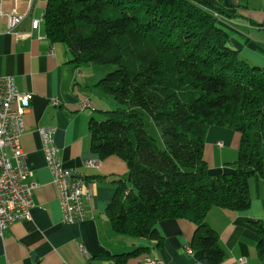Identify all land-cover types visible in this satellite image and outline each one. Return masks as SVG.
<instances>
[{
    "label": "trees",
    "instance_id": "trees-1",
    "mask_svg": "<svg viewBox=\"0 0 264 264\" xmlns=\"http://www.w3.org/2000/svg\"><path fill=\"white\" fill-rule=\"evenodd\" d=\"M225 5L49 0L44 13L48 37L67 48L76 68L116 66L95 87L121 107L89 122L93 155L118 156L129 169L106 208L113 228L163 245L160 221L191 220L197 226L191 245L203 252L199 264L225 258L220 236L207 221L211 208L249 209L250 180L264 174V67L244 58L220 26V18L230 15ZM143 112L160 130L162 144ZM212 125L241 135L235 169L217 176L205 159ZM252 223L264 264V220ZM145 251L121 255L120 263Z\"/></svg>",
    "mask_w": 264,
    "mask_h": 264
},
{
    "label": "crops",
    "instance_id": "crops-1",
    "mask_svg": "<svg viewBox=\"0 0 264 264\" xmlns=\"http://www.w3.org/2000/svg\"><path fill=\"white\" fill-rule=\"evenodd\" d=\"M48 1L4 0V13L0 16V76H14L19 89L32 95L21 142L34 173L32 181L37 185L31 216L15 222L0 236V264H121L125 259L121 255L143 247L148 251L130 255L125 264H146L147 257L160 258L161 264H199L203 252L191 245L197 228L191 220L160 221L157 228L164 238L163 245L120 234L113 228L106 208L117 192V181L126 178L129 169L118 156L99 160L92 153L89 122L99 109L93 95L99 96L95 84L104 74L93 64L76 68L67 48L51 41L44 22ZM232 3L230 15L222 16L219 23L231 33L233 45L250 63L253 59L264 67V36L256 31L264 29V16H256L259 21L254 19L248 8L250 0L245 5L242 0ZM262 4L263 0L260 8ZM14 10L25 15L15 31L29 34L26 40L18 41L10 32L8 13ZM240 12L249 23L235 18ZM79 70L82 76H78ZM55 98L58 104L53 103ZM87 99L92 107L82 109L81 102ZM45 126L56 128L54 139L64 167L76 169L91 192L86 202L88 218L82 222L63 220L39 131ZM234 132L227 126L209 128L205 159L212 176L233 170L230 164L236 160L241 139L240 133ZM91 158L100 161L99 165L88 166L86 160ZM250 192L249 209L236 211L214 206L207 216L224 249L221 264H239L242 257L249 264H263L257 252L259 236L252 221L264 220V174L250 180ZM189 247L192 253L188 252Z\"/></svg>",
    "mask_w": 264,
    "mask_h": 264
},
{
    "label": "built area",
    "instance_id": "built-area-1",
    "mask_svg": "<svg viewBox=\"0 0 264 264\" xmlns=\"http://www.w3.org/2000/svg\"><path fill=\"white\" fill-rule=\"evenodd\" d=\"M4 0H0V16L4 13ZM264 10V6H263ZM25 15L16 10L8 13L10 32L18 41L26 40L30 35L15 31ZM83 73L79 70L78 76ZM32 95L19 89L12 75L0 76V236L17 221L31 216L34 206L36 183L32 181L34 173L28 164L27 154L22 147V136L26 132L25 115L31 109ZM58 104V100H53ZM90 100H83L81 108H91ZM47 164L52 173V182L58 193L63 220L67 223H79L88 218L86 202L91 192L84 177L76 170L65 168L60 149L55 143L56 128L45 126L39 129ZM100 161L87 159L88 166H98ZM192 253L193 250H188ZM146 264H161L160 258L147 257ZM239 264H249L242 257Z\"/></svg>",
    "mask_w": 264,
    "mask_h": 264
},
{
    "label": "rangeland",
    "instance_id": "rangeland-1",
    "mask_svg": "<svg viewBox=\"0 0 264 264\" xmlns=\"http://www.w3.org/2000/svg\"><path fill=\"white\" fill-rule=\"evenodd\" d=\"M212 1V3H214V4H216V5H224V4H226V2H221L220 0H211ZM248 1L249 0H242V2L244 3V5H245V3L247 4L248 3ZM260 1L261 0H250V4H249V9H250V13H254L253 15H254V19L256 20V21H259V19H258V17H256V16H258V15H262V16H264V10H263V6H264V0H263V4H262V8H260ZM226 6V5H225ZM224 6V7H225ZM254 7L256 8V9H254ZM225 9L226 10H230L231 9V7H228V6H226L225 7ZM241 14H238L239 16H235V18H237L238 20H242V19H244L241 15H242V12H240ZM250 16V15H249ZM251 17V16H250ZM260 19H262L261 17H260ZM245 21H247L248 23H249V20L248 19H244ZM220 24V26L222 27V28H224V29H226V27L225 26H223V24L222 23H219ZM257 32H260V33H262V35L264 36V29H262V30H256ZM234 46V45H233ZM234 47H236V46H234ZM244 57V56H243ZM244 58H246V57H244ZM251 64L252 65H259L256 61H254L253 59L251 60ZM94 65V67H95V69L96 70H98L100 73H103L104 75L102 76V77H104L108 72H111V71H113V70H115L116 69V66L115 65H105V66H102V65H95V64H93ZM260 66V65H259ZM101 77V78H102ZM100 78V79H101ZM100 79H98V80H96V82H98ZM97 88V87H96ZM98 90V92L97 93H99V96H96V95H93V99H94V101H95V103L97 104V106H98V104H99V109H98V112H97V114H96V116H103V117H101V118H105L104 116V114H102V111H107V110H115V109H117V108H119V107H121V105H120V103L115 99V98H113L112 96H106V95H104L103 93H102V91L99 89V88H97ZM102 96V99L100 98ZM144 113V115H145V118H146V121H147V126H148V128H149V130H150V132L152 133V135H154L159 141H160V143H161V133H160V130L157 128V126L153 123V122H151L152 120L150 119V116H149V114L147 113V112H143ZM234 133H237L236 131L234 132ZM162 144V143H161ZM237 151H238V154H239V149L237 148ZM237 158H238V155H237V157H236V160H237ZM236 160L233 162V163H231L230 165L231 166H233V169H235V162H236ZM220 175V174H219Z\"/></svg>",
    "mask_w": 264,
    "mask_h": 264
},
{
    "label": "water",
    "instance_id": "water-1",
    "mask_svg": "<svg viewBox=\"0 0 264 264\" xmlns=\"http://www.w3.org/2000/svg\"><path fill=\"white\" fill-rule=\"evenodd\" d=\"M226 5L230 7L232 6V3H227V0H226Z\"/></svg>",
    "mask_w": 264,
    "mask_h": 264
},
{
    "label": "bare ground",
    "instance_id": "bare-ground-1",
    "mask_svg": "<svg viewBox=\"0 0 264 264\" xmlns=\"http://www.w3.org/2000/svg\"><path fill=\"white\" fill-rule=\"evenodd\" d=\"M87 100H90V99H87ZM91 101V100H90ZM188 250H193L191 247L188 248Z\"/></svg>",
    "mask_w": 264,
    "mask_h": 264
}]
</instances>
